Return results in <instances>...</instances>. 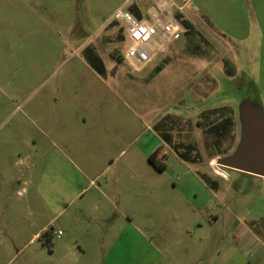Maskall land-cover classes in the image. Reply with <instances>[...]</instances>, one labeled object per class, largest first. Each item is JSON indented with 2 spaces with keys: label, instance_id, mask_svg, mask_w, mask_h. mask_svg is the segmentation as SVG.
Masks as SVG:
<instances>
[{
  "label": "rangeland",
  "instance_id": "374dc122",
  "mask_svg": "<svg viewBox=\"0 0 264 264\" xmlns=\"http://www.w3.org/2000/svg\"><path fill=\"white\" fill-rule=\"evenodd\" d=\"M248 2L234 0L237 27ZM151 3L0 0V264H264V177L216 163L240 144L264 150V33L247 50L225 37L241 60H216L204 89L197 72L150 79L155 60L131 71L128 37L107 31L122 5L178 30Z\"/></svg>",
  "mask_w": 264,
  "mask_h": 264
},
{
  "label": "crops",
  "instance_id": "0c3cea01",
  "mask_svg": "<svg viewBox=\"0 0 264 264\" xmlns=\"http://www.w3.org/2000/svg\"><path fill=\"white\" fill-rule=\"evenodd\" d=\"M186 1L191 0H185V2ZM154 2L155 3H151L147 7V14L150 18L174 17L178 20L179 25L178 30L175 33L174 40L172 39V41L166 44L162 49H158L156 52H154L148 61L140 69H138V71L142 70L149 62L155 60V65L151 68L147 75V77H150V79L158 77L161 73L167 71L168 69L170 74L174 75L175 78L180 76L182 78L183 76L188 75V73H190L188 75L190 76L193 72H197V75H202L200 81H202V89H204V87H206V82L216 81L215 71L211 69V66L215 64L216 60L218 61L220 58H227L230 56V54V57H232V63H228L229 65H233V61L238 62L241 60L237 54L232 52V49L227 43L225 37H229V41L235 42L232 44V46L238 45V48L247 50L250 48V43H257V35L264 33V31L261 32V25L264 23V0H245V2L249 3L251 13L250 19L247 14H245L244 17L241 16V19H244V25L242 28L237 27L234 23L236 15L231 11L234 5V0H197L195 2V6H192V8H184L183 5H176L173 2L168 3L165 0H154ZM122 6L125 8V5ZM132 9V12H129L133 16L137 15L141 17L143 15V12L139 11L135 7ZM251 17L254 19H260L263 23L253 21ZM111 20H114L116 25L113 28L111 27L108 29V36L115 34V37L120 39L126 37L121 21L114 18ZM226 27L229 29L225 30L224 28ZM254 34L256 35L255 41L254 38H252V35ZM258 40H260V38H258ZM173 44L177 46L175 50L171 52L170 48ZM218 49L223 53V55H221ZM193 50H195L194 53L192 52ZM189 52L193 54H190ZM87 54V67L95 71L96 77L101 79V76L107 73V67L105 64L106 62L98 56L95 49L93 48L91 51L88 50ZM181 55L190 57L195 55L198 66L201 67L200 69L203 68V70L199 72L198 70L200 69H196V71H194L193 69L189 68L188 63L186 65L187 67H184L183 60L179 61ZM246 61L247 56L243 58L244 65ZM236 68H238L239 71L241 70L240 67L236 66ZM132 70L133 69H131V71ZM238 70L235 71L230 78H235L239 72ZM202 89H200V92H203ZM201 97H206V95H202ZM150 151L146 158L147 162L152 165L148 160ZM163 156L164 151H161L160 157L163 158ZM159 163L163 164L161 161H159ZM154 168L156 169V167ZM97 176L98 174L93 175L92 177L95 178ZM20 177L21 174H17L15 176V178L18 180ZM93 178H91L89 181L92 182ZM19 206V204L14 206L12 205V207L18 208ZM40 207H42V205H40ZM93 209L98 211L99 207L94 205ZM60 211L62 210H58L57 213ZM49 226H51V219L44 222L32 234L33 237L38 233H42L43 231L47 230ZM58 231L60 230H57V232Z\"/></svg>",
  "mask_w": 264,
  "mask_h": 264
},
{
  "label": "built area",
  "instance_id": "2783aa9c",
  "mask_svg": "<svg viewBox=\"0 0 264 264\" xmlns=\"http://www.w3.org/2000/svg\"><path fill=\"white\" fill-rule=\"evenodd\" d=\"M112 18L123 24L129 40L123 58L134 70L140 69L154 52L172 41L177 31V24L171 19L165 22L138 20L123 6L114 10Z\"/></svg>",
  "mask_w": 264,
  "mask_h": 264
},
{
  "label": "water",
  "instance_id": "95a60500",
  "mask_svg": "<svg viewBox=\"0 0 264 264\" xmlns=\"http://www.w3.org/2000/svg\"><path fill=\"white\" fill-rule=\"evenodd\" d=\"M239 145V144H238ZM240 144L230 154L219 157L218 165L240 170L250 174L264 177V150L261 148H243Z\"/></svg>",
  "mask_w": 264,
  "mask_h": 264
},
{
  "label": "trees",
  "instance_id": "16d2710c",
  "mask_svg": "<svg viewBox=\"0 0 264 264\" xmlns=\"http://www.w3.org/2000/svg\"><path fill=\"white\" fill-rule=\"evenodd\" d=\"M217 129V128H216ZM155 154V153H154ZM156 156H154L153 154H151L149 157H148V160L150 161V163L154 166V167H156L157 169H159V170H162L163 168H164V165L163 164H161V163H159L158 161H156ZM45 235H50V233H49V231H48V229L47 230H45L44 232H43Z\"/></svg>",
  "mask_w": 264,
  "mask_h": 264
}]
</instances>
